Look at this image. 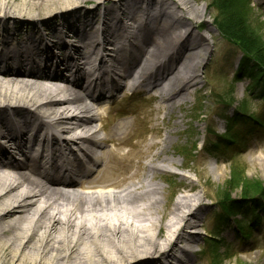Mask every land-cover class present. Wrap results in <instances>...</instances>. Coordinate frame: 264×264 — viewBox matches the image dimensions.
<instances>
[{"label":"bare ground","instance_id":"bare-ground-1","mask_svg":"<svg viewBox=\"0 0 264 264\" xmlns=\"http://www.w3.org/2000/svg\"><path fill=\"white\" fill-rule=\"evenodd\" d=\"M204 14L193 0H0V264H191L201 198L169 207L155 181L169 131L156 125L135 164L113 152L111 180L93 173L131 137L103 100L147 87L176 107L210 48L193 29Z\"/></svg>","mask_w":264,"mask_h":264},{"label":"rangeland","instance_id":"rangeland-1","mask_svg":"<svg viewBox=\"0 0 264 264\" xmlns=\"http://www.w3.org/2000/svg\"><path fill=\"white\" fill-rule=\"evenodd\" d=\"M252 1L254 13L249 22L259 28L261 34L259 38L254 37L255 41L263 43L264 0ZM211 2L212 0H193V4L205 9L202 28L193 29L207 36L210 48L205 58L195 65L194 70L198 74L195 78L196 82L189 86L184 98L178 100V104L177 97L175 98L176 107L171 110L163 108L165 102L161 101L157 90L147 87L135 93L123 87L117 96L103 100L105 108H109L103 110L107 125L111 127L114 123L127 120L132 125L131 137L122 148L112 144L106 146L108 152L103 158L104 170L100 172L101 174L99 172L93 174L95 176L100 174L97 176L99 183L112 179V175L119 167L118 159L112 157L113 152L122 156H128L130 151L133 152L129 157L132 158V164H135L138 160L135 152L145 150L150 140L156 141L152 138V131L158 125L159 139L166 137V131H169L170 135L165 144H159L164 150L157 160V163L163 166V170L157 173L155 181L163 187V200L169 206L183 195L196 193L201 198L200 203H196L194 207L196 211L194 215L199 220L198 225L186 229L189 234L197 235L189 243L188 254L191 257V264H210L203 250L213 242L212 237H216L228 248H234L236 253L238 252L235 257L226 261V264H264V218L261 222L248 227L251 218L241 216L243 222L247 221L243 224L242 232L237 229L240 218L236 215L229 217L224 225H218L214 219L221 209V200L225 196L230 198L249 196L261 188L258 184L264 185V128L262 132L247 139V144L241 152H232L231 157L208 155L206 150L202 149L205 143L216 139V133L223 130L222 118L233 114L234 109H241L244 100L248 101L247 109L251 114L259 111L262 106V99L257 98L254 93H249L246 88L248 80L234 82L232 78L240 54H243L248 46L240 43L235 46L220 34L213 24L215 12ZM241 21L244 23L243 16ZM262 46L263 44L260 47ZM198 107L201 115L197 112ZM157 108H159L158 112H156ZM101 134L103 135L104 132ZM194 143L197 145L196 151L188 154ZM75 153L80 152L77 150ZM15 156L19 157L18 154ZM79 156L81 157V154ZM166 157L174 160V166L163 165L167 162L161 160ZM235 167L242 171L243 181L239 183L240 186L234 183L232 185ZM176 235L168 239L171 241ZM177 243L182 245L184 242ZM145 263L146 261L140 263L129 261L125 264Z\"/></svg>","mask_w":264,"mask_h":264},{"label":"trees","instance_id":"trees-1","mask_svg":"<svg viewBox=\"0 0 264 264\" xmlns=\"http://www.w3.org/2000/svg\"><path fill=\"white\" fill-rule=\"evenodd\" d=\"M211 3L215 12L213 23L216 24L220 34L225 37L226 41L228 40L235 46L238 43L248 46V49H244L245 52L242 54L243 57L239 62V68L236 70L234 78L237 80L242 76L251 77L255 81L254 86L262 87V90L257 94L259 95L258 98H262L260 110L253 114L249 113L247 109L248 101H243L240 114L235 113L230 117H226L227 133L220 136L216 142L204 146V150L208 155H222L228 158L233 155L232 152H239V145L246 143L249 137L261 132L260 129L264 125V40L263 43H257L258 41L254 39V37H261V34L259 28L249 22L252 13H254L251 0H212ZM241 16H243L244 23L241 21ZM262 44L263 46L260 47ZM238 143L239 145H237ZM194 148L193 146L189 149L188 154H191ZM241 174L242 171L235 167L232 174V185L233 183L238 185L243 181ZM258 185L261 188L252 195H245L238 199L225 196L221 200L220 212L216 214L217 223L222 224L228 220L227 216L235 214H240L247 219L251 218L254 224L257 220L262 219L257 210L264 211V185ZM240 220H238V229L244 231L243 224H246L247 221ZM212 241L203 251L207 255L210 264H226V260L236 255L234 248L230 249L222 241L216 239Z\"/></svg>","mask_w":264,"mask_h":264}]
</instances>
